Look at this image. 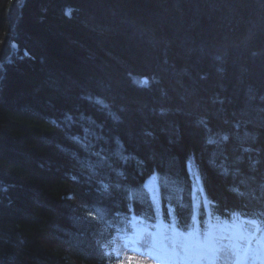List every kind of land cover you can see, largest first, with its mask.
<instances>
[{"label":"trees","instance_id":"obj_1","mask_svg":"<svg viewBox=\"0 0 264 264\" xmlns=\"http://www.w3.org/2000/svg\"><path fill=\"white\" fill-rule=\"evenodd\" d=\"M207 211L264 226V0H0V264Z\"/></svg>","mask_w":264,"mask_h":264},{"label":"snow or ice","instance_id":"obj_2","mask_svg":"<svg viewBox=\"0 0 264 264\" xmlns=\"http://www.w3.org/2000/svg\"><path fill=\"white\" fill-rule=\"evenodd\" d=\"M141 83L146 84L147 81H142ZM68 119H71V117ZM71 139L77 143L81 142L79 136H74ZM222 139L226 140L227 136L222 137ZM207 143L215 144L218 143V141L209 138ZM122 159L126 161L128 158L122 157ZM90 169L94 172L91 165ZM116 174L118 176L123 175L120 171H117ZM222 174L227 175L228 169L224 168ZM153 179H155V177H153ZM197 179L199 180V177ZM165 183H167L166 179ZM110 187L109 184L103 181L100 182V190L105 193L109 191ZM116 187H120V185H116ZM145 188H148V191L152 193V203L155 206L159 201L158 189L150 188L147 183L145 184ZM233 190L238 191L236 189ZM126 191H128L129 200L135 198L137 194L135 190L126 189ZM129 211H132L131 207ZM170 215H173V213H170ZM235 215L237 214L234 213V216ZM198 220L199 217L194 216V221ZM132 228L133 231L131 234L124 231L119 238L124 242L126 248L138 249L141 254L146 252L147 256L153 260L154 264H217L220 255L239 257L241 251L239 243L232 242L227 245L221 244V241L225 239L231 240L233 238L220 236L219 239H215L211 230L205 234L203 239H200L198 229L193 228L187 234H184L183 231L179 229L178 221L171 225L170 236H162L159 232V227L156 233H151L147 228H138L136 223L133 222ZM239 239H244V237H240ZM244 251L246 254L248 249ZM236 264H240L239 259H237Z\"/></svg>","mask_w":264,"mask_h":264},{"label":"rangeland","instance_id":"obj_3","mask_svg":"<svg viewBox=\"0 0 264 264\" xmlns=\"http://www.w3.org/2000/svg\"><path fill=\"white\" fill-rule=\"evenodd\" d=\"M150 188L154 189V184L152 181H147L146 182ZM148 190V188H146ZM149 193V192H148ZM169 216H171L169 214ZM132 222H135L138 228H147L144 226L143 223L140 221H137V219H132ZM131 222V225L133 224ZM150 230L149 232L151 233H156L159 227V232L162 234V236H170L171 235V224H167L164 221L159 222L156 225H149ZM167 226V227H166ZM211 231L213 233V237L215 239H219L220 236H226V237H231L233 239H225L221 241L222 245H227L232 242H236L240 244L241 251L239 254V257H227L225 255H220L218 258L217 264H236L237 259H239L240 263L242 262L243 256V250L242 245L244 246L245 244L249 243L250 238L247 236L245 237L243 235V231L241 230L239 224L237 222H233L231 225L229 224H219V223H211L210 225ZM226 229V230H225ZM257 230V229H256ZM263 233V234H262ZM261 237L258 239V241L255 243V245L258 247L259 241L264 240V231L262 232ZM259 235V236H260ZM240 237H244V239H239ZM204 237H200V239H203ZM252 245V247H251ZM254 244H250V255L254 252L257 251V247H253ZM252 248V249H251ZM259 248V247H258ZM249 251V250H248ZM247 251V252H248ZM106 254L110 256L113 260V264H154L153 260L149 258L145 253L141 254L137 249L133 248H126L124 245V242L119 238V237H114L109 243L108 246L106 247ZM147 254V253H146ZM249 256V254H248ZM256 257H259V253ZM256 257H250L252 261L256 260ZM246 263V262H245ZM255 264H259V261H257Z\"/></svg>","mask_w":264,"mask_h":264},{"label":"bare ground","instance_id":"obj_4","mask_svg":"<svg viewBox=\"0 0 264 264\" xmlns=\"http://www.w3.org/2000/svg\"><path fill=\"white\" fill-rule=\"evenodd\" d=\"M12 47H16V44H12ZM188 170H189V168H188ZM147 181H152L153 182V184H154V189H156V184H155V181H154V179H153V177L152 176H150L149 178H147L146 180H145V182H144V188H145V184H146V182ZM149 192V191H148ZM149 195L152 197V193H150L149 192ZM132 219H137V221H140L141 223H143L144 224V226H146V224L143 222V220H141L140 218H137V217H132ZM147 227V226H146ZM149 228V227H148ZM263 236V235H262ZM263 238V237H262ZM261 238V239H262ZM260 239V241H259V244H258V247H259V250H257V251H254L249 257L247 256V261H246V263H244V261L243 262H241L240 264H255L254 263V260L252 261V259L250 258V257H256V255H258V253H259V259L262 261V264H264V240H261ZM137 251H139L138 249H137ZM145 254H146V252H144ZM242 256V255H241ZM255 262H256V260H255Z\"/></svg>","mask_w":264,"mask_h":264}]
</instances>
